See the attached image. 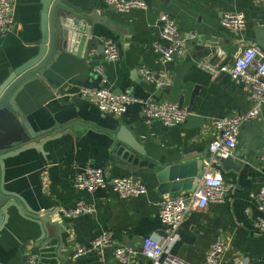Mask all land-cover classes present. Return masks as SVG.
<instances>
[{"label":"crops","instance_id":"obj_1","mask_svg":"<svg viewBox=\"0 0 264 264\" xmlns=\"http://www.w3.org/2000/svg\"><path fill=\"white\" fill-rule=\"evenodd\" d=\"M11 1L15 27L0 34V83L36 54L35 43L41 39L42 0ZM69 1L84 13H96V25H82L89 38L81 40L73 30L67 52L45 73L47 82L27 84L16 98L29 126L56 138L7 159L0 176L4 188L25 202L24 210L48 214L52 224L59 226L49 224V232L42 234L35 222L10 209L7 220L0 216V264H27L31 255L37 257V264H122L112 251L74 260L75 246L87 244L103 232L112 233L118 243L132 248H139L153 235L167 239L170 231L159 216L161 201L192 194L161 192V167L185 163L197 170L201 164L206 166L212 158L210 146L219 137L217 120L248 113L253 107L252 91L244 83L227 75L211 76L198 66L202 61L220 66L227 55L206 58L205 50L197 51L196 47L208 48L215 40L219 47L231 50V64L246 47L264 50L260 44L264 43V3L145 0L148 10L121 13L105 0ZM229 13L244 14L246 27L239 32L224 28L221 20ZM163 15L176 22L186 41L185 54L176 56L168 66L162 63V54L154 50L155 45L170 46L161 36ZM258 27L263 29L260 36ZM106 43L118 47L119 60H104ZM61 47L59 43L58 49ZM100 64L106 70L105 82L95 73ZM141 69L154 74L168 71L172 86L156 89L144 79ZM101 87L118 95L131 93L140 102L131 105L122 117L103 114L95 101L84 99L80 93L82 88ZM181 100L189 113L183 124L170 127L143 116L146 102L162 105L179 104ZM68 126H73V131L55 135ZM15 128L12 120L0 113V139L7 140ZM118 135L135 148L118 140ZM263 147L264 107L258 118L241 128L231 166L226 169L219 162L212 165L213 172L234 187L232 193L221 203L189 214L171 249L173 256L187 264H207L211 246L223 240L229 248L221 264H264V231L259 226L264 211L250 197L264 188ZM88 167L103 169L108 179H139L148 193L122 200L111 187L94 193L78 191L75 178ZM79 201L93 205L96 212L75 219L59 212V208L71 209ZM138 264L150 262L140 258Z\"/></svg>","mask_w":264,"mask_h":264},{"label":"built area","instance_id":"obj_2","mask_svg":"<svg viewBox=\"0 0 264 264\" xmlns=\"http://www.w3.org/2000/svg\"><path fill=\"white\" fill-rule=\"evenodd\" d=\"M107 5L115 7L121 13H127L133 9L148 10L149 5L145 0H105ZM263 4L264 0H256ZM161 36L170 46L163 48L154 46L157 53L162 54V63L166 66L172 63L176 56L186 52V41L179 34L176 22L166 15L161 16ZM224 28L239 32L246 27V18L242 13H229L221 20ZM15 27L14 6L11 0H0V34H5ZM120 59V51L113 43H106L104 60L115 62ZM201 70L211 76L227 75L241 81L252 91V109L245 114L225 117L217 120L215 128L219 137L211 144L212 158L204 166V174L196 191L189 197H166L160 203V220L170 231L165 240L158 239L155 235L144 239L139 248L126 247L118 243L110 232H103L87 244H76L73 259L77 260L90 254L104 255L112 251L115 258L122 264H138L140 258L147 259L150 264H187L171 253L173 245L179 240V229L186 221L189 214L196 210H204L210 204L221 203L232 193L234 187L213 172L212 165L218 159H231L234 157L238 145V138L244 124L258 118L264 107V50L260 46L246 47L241 56L233 64L217 66L208 62H199ZM95 73L104 82L106 70L103 64L95 67ZM144 79L153 84L156 89L170 88L173 84L168 71L154 74L152 71L141 69ZM81 96L84 99L96 102L101 113L122 117L131 105L139 103L131 93L116 94L105 87L82 88ZM143 116L150 120H159L166 126H176L186 122L189 113L187 109L180 107L178 103H166L162 105L153 102L144 103ZM264 165V147L261 154ZM78 191L94 193L97 190L111 187L122 200L142 197L147 195L148 188L142 182L136 181L132 176L108 179L105 171L100 168L88 167L78 174L74 181ZM251 199L257 201L260 210L264 211V188L257 193L250 194ZM59 212L67 219H75L83 215H93L96 210L93 205L79 201L71 209L59 208ZM264 231V220L259 222ZM229 245L223 240H217L207 253V264H221L222 257ZM27 264H37V257H28Z\"/></svg>","mask_w":264,"mask_h":264},{"label":"water","instance_id":"obj_3","mask_svg":"<svg viewBox=\"0 0 264 264\" xmlns=\"http://www.w3.org/2000/svg\"><path fill=\"white\" fill-rule=\"evenodd\" d=\"M41 6V39L35 43L34 51H36V54L18 69L11 70L6 79L0 83V113L6 114L16 127L15 132L7 140L0 139V176L7 159L15 157L27 149L38 148L37 146L43 145L45 142H42L45 140L56 138L52 137L53 135L51 136L49 132L38 133L29 126L16 103L18 94L27 84L35 81L47 82L45 73L63 53L67 52L70 34L73 33V30L78 32L82 36L81 40H83V38L89 37H87V32L82 25L89 22H93L96 25V13H84L69 0H42ZM112 8L116 10L115 7ZM75 24L78 26L75 27ZM256 31L258 36H260L259 33L263 29L258 27ZM59 43H61L62 47L58 49ZM209 43L210 47L206 48L199 45L196 50H205L204 55L206 58L217 59L221 54L227 55L220 66L230 65L232 60L231 50L225 46L219 47L215 40H211ZM260 44L264 47V43ZM196 95L197 92L192 96L191 106L194 104ZM179 105L183 108L182 100ZM73 129V126H68L65 129L58 130L55 135L65 134L68 131H73ZM116 138L128 143L119 135ZM128 144L132 148L134 147L131 143ZM217 162L226 169L231 166L230 158L218 159ZM161 168L162 172L158 174V180L164 185L161 188V192L167 191L166 193L187 191L193 194L204 174V166L202 164L201 167L200 165L198 166L197 170L194 166L185 163L169 167L163 166ZM135 180L139 181V179ZM169 188H171L170 191ZM22 203L25 205V202L18 195L10 193L4 188L0 177V216H4L7 220L9 210L14 208L21 216L35 222L42 229V234L49 232L47 226L49 224L59 226L57 223L52 224L48 214H37L27 209L24 210ZM60 259L65 260L61 256Z\"/></svg>","mask_w":264,"mask_h":264}]
</instances>
